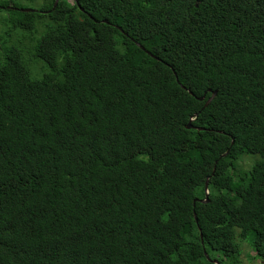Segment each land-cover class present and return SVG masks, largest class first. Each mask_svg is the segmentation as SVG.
<instances>
[{
	"label": "trees",
	"instance_id": "obj_1",
	"mask_svg": "<svg viewBox=\"0 0 264 264\" xmlns=\"http://www.w3.org/2000/svg\"><path fill=\"white\" fill-rule=\"evenodd\" d=\"M52 3L38 78L0 47V264H264V0Z\"/></svg>",
	"mask_w": 264,
	"mask_h": 264
},
{
	"label": "rangeland",
	"instance_id": "obj_2",
	"mask_svg": "<svg viewBox=\"0 0 264 264\" xmlns=\"http://www.w3.org/2000/svg\"><path fill=\"white\" fill-rule=\"evenodd\" d=\"M7 1L9 6L11 4H16L17 9H26L33 12H40V8L43 5L44 0H0ZM68 3H71L72 0H66ZM19 10L18 12H12L11 10L0 9V47L2 48H11L15 47L20 50V46L23 50L24 59L29 68V77L38 78L42 71L45 70L41 62L33 58V45L34 40L39 36L41 32V25H35V31L32 33L27 32L23 29H18L15 22L20 17L19 14L22 13ZM36 19V17H34ZM45 19V18H44ZM256 159V157L242 155L239 157V160L236 163V172L247 171L251 163ZM241 240L238 237V231H235V241L238 245V260L240 264H263L262 261L254 257L253 252L251 251L248 240ZM208 264L210 262L207 261Z\"/></svg>",
	"mask_w": 264,
	"mask_h": 264
},
{
	"label": "water",
	"instance_id": "obj_3",
	"mask_svg": "<svg viewBox=\"0 0 264 264\" xmlns=\"http://www.w3.org/2000/svg\"><path fill=\"white\" fill-rule=\"evenodd\" d=\"M57 2H58V0H53V3H52V7H51V10H53L54 8H55V6L57 5ZM196 6V5H195ZM6 9H9V10H12V9H14V8H12V7H10V6H8V7H6ZM17 10H19V9H17ZM20 12H22V13H27V12H33V11H31V10H26V9H20L19 10ZM81 11V10H80ZM42 13H48V11H45V12H42ZM102 23H106L105 21H101ZM119 32H121V30L119 29V28H117V27H115ZM135 45H136V47H138L140 50H142L143 52H145L147 55H149L152 59H155V57L154 56H152L151 54H149L147 51H145L139 44H137V43H135ZM175 81H176V78H175ZM180 88H182L183 89V87L182 86H180ZM190 95H191V93H189ZM215 96V92L213 91V92H211V94H210V97L205 101V103H204V107L205 106H207L208 105V103L212 100V98ZM198 101H202L203 100V96H201V97H198V98H196ZM186 129H190V126H189V123L187 124V126L185 127ZM198 130H200V129H198ZM226 153H224V154H222L221 155V157L222 156H224ZM214 170V166H213V168H212V171ZM203 194H204V199L203 200H200L199 202L200 203H207V181L205 180V182H204V184H203ZM194 202V201H193ZM194 217V216H193ZM194 220H195V217H194ZM200 237V236H199ZM203 253H204V251H203ZM204 256H205V258L211 263V264H218V262L216 261V260H210L206 255H205V253H204Z\"/></svg>",
	"mask_w": 264,
	"mask_h": 264
}]
</instances>
